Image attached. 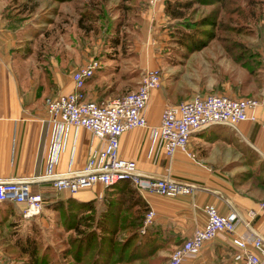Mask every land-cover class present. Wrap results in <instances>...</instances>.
Returning a JSON list of instances; mask_svg holds the SVG:
<instances>
[{
	"label": "crops",
	"instance_id": "obj_1",
	"mask_svg": "<svg viewBox=\"0 0 264 264\" xmlns=\"http://www.w3.org/2000/svg\"><path fill=\"white\" fill-rule=\"evenodd\" d=\"M165 1L139 0L141 4H133L130 12L137 9L141 17V29L151 30L157 26L158 30L163 27L166 30L168 24L176 20L165 11ZM8 4L10 0H0V180H29L31 190L41 193L47 204L63 196H72L82 201L103 202L106 207L107 198L117 194L111 185L95 183L75 193L52 188L49 168L53 172L64 173L82 167L90 151L103 145V139L83 126L59 124L51 120L45 111L44 98L74 90L73 70L91 57L99 56L100 66L85 80L83 92L86 99L96 101L115 98L137 88L141 71L155 67L161 70V60L157 57L151 61L153 53L149 44L133 40V44L128 45L138 54L139 72L131 75L128 65L131 59H127L129 53L121 48L123 40L116 39L101 49L100 44H91L85 46L87 52L83 53L84 48L80 44L70 57L51 55L41 61L34 49L36 32L20 36L16 32L19 28L14 25L17 21L5 16ZM51 4V0L48 1L49 7ZM25 6L27 8L24 10H28V2ZM78 7L82 9L83 3ZM21 29L25 30L23 25ZM216 43L221 45L218 39L213 38L200 49L189 52L182 48L175 51L190 59H197L196 56L200 54L205 56L208 53L210 56L214 52L227 54L222 45L216 48ZM260 53L262 66L258 72L259 81L253 79L254 90L247 92L260 99L257 120L239 121L235 126L214 123L193 131L187 150H177L168 157L155 137L153 128L160 123L163 107L187 99L189 90L181 92L178 85H167L161 81L149 93L145 111L148 125L134 127L119 136L120 153L134 158L140 171L159 176L169 174L193 186L191 193L174 196L136 190L144 210L151 207L157 213L144 233L148 240L161 246L156 252L163 255L160 264L165 263L173 248L191 235L195 227L204 223L202 206L208 202L214 203L220 213L236 210L244 220L250 218L247 214L250 208L256 209L257 214L251 220L250 228L264 237V207L260 206L264 200V190L244 182L241 176L264 161V129L261 127V123H264V53ZM40 61L42 63L39 65ZM218 84L217 91L199 90L195 93L224 92L235 96L236 91L230 80L219 81ZM171 90L180 96L168 95L167 92ZM21 207V204L10 201L0 202L2 260L9 258L10 249H16V237L21 234L27 236L32 222L44 219L40 214L24 217ZM236 229L244 232L246 227L241 223ZM235 251L236 246L231 237L219 233L207 240L199 253L186 259L183 264H233Z\"/></svg>",
	"mask_w": 264,
	"mask_h": 264
},
{
	"label": "built area",
	"instance_id": "obj_2",
	"mask_svg": "<svg viewBox=\"0 0 264 264\" xmlns=\"http://www.w3.org/2000/svg\"><path fill=\"white\" fill-rule=\"evenodd\" d=\"M99 66L98 58H89L72 72L74 90L45 98V111L51 120L59 124L83 126L103 139V145L90 151L82 167L64 173H56L49 168L52 188L75 193L95 183L109 186L127 180L136 189L163 195L191 193L192 184L169 174L159 176L142 172L134 158L123 156L119 151L121 133L148 125L145 111L150 90L161 83L160 68L144 71L137 88L115 98L101 101L86 99L83 92L85 80ZM259 105L260 99L255 96L239 97L224 92L195 93L188 99L166 104L153 133L165 154L171 157L177 150H187L193 131L214 123L235 126L239 121L257 120ZM261 127L264 129V123H261ZM4 201L21 204L24 217L38 214L44 205L43 195L33 192L30 181L26 179L0 180V202ZM260 206L264 207V201L260 202ZM202 209L205 213L204 223L195 227L191 235L173 248L164 264H183L186 259L195 257L203 244L219 233L229 235L236 246L233 264H264V237L250 228L251 220L257 214L256 209L250 208L247 211L250 218L245 220L233 209L220 213L211 202L205 203ZM156 214L151 207L146 210L138 227L139 232H145ZM241 223L246 227L244 232L236 229Z\"/></svg>",
	"mask_w": 264,
	"mask_h": 264
},
{
	"label": "rangeland",
	"instance_id": "obj_3",
	"mask_svg": "<svg viewBox=\"0 0 264 264\" xmlns=\"http://www.w3.org/2000/svg\"><path fill=\"white\" fill-rule=\"evenodd\" d=\"M23 1L26 0H14L13 2L10 0L12 6L7 9L6 14L9 17V14H13L10 20L17 21V24L14 25L19 28L16 32L20 36H23L24 33L32 34L36 32L34 49L36 50V56H39L41 61L45 56L48 58L51 55L70 57L74 55L80 44L83 45V53H85L87 52L85 46L100 44L99 49H101L111 40L117 39L119 41L121 39L123 40L121 48L124 49V52L129 53L127 59H131L128 60L129 72L134 75V73L139 72L137 68L138 54L136 55V51L132 50L133 47L128 44H133V40H137L149 44V48L152 49L153 53L151 61L157 57L161 60V81H164L167 85L170 83L178 85L181 92L188 89L187 99L199 90L217 91L216 86L220 85L218 84L219 81L224 80V73L231 77L233 86L236 82H242V85L238 84V87L233 88L236 91V94L233 93L235 96H253L247 94L249 90H254L253 79L249 78L244 68L233 63L227 54L214 52L210 56H208V53L205 56L200 54L196 56L197 59H190V57L181 56L178 51H175L182 48L186 49L185 46H180V44H183L182 41L180 40V42L175 37L179 39L188 37L187 30H190L196 36L204 34L199 28L202 27L199 24V19L209 14L211 18L217 20L216 25L211 26L212 32H208L210 36L247 39L264 53V0H251L250 3L252 4L247 5L245 8L246 14L244 11V16L237 20L239 22L237 32L224 30L222 28L225 27L224 23L223 26H220L219 21L222 19V13H217V11L213 13L214 5L202 6L195 4V10H192L193 6L185 10L182 18L168 24L166 30L164 27L158 30L157 26L151 30H146L141 29V17L137 9H132L131 12L129 10L127 14L125 13L123 19L121 10L116 11L114 8V3L117 0H105L102 8L98 12H94L97 14H90L89 17L81 15L83 10L87 11L85 7H82V9L78 7L85 0H66L64 2L51 0V7L48 6L50 0H27L29 9L17 11ZM24 3L26 4V2ZM25 4L23 7H26ZM118 21H121V23L118 24ZM230 24L233 25L234 23ZM22 25L25 30L21 29ZM128 41H131V43ZM216 45L217 47H213L221 48L219 43H216ZM116 53H119V51L116 50ZM96 58L99 59L100 57L97 56ZM41 61L39 65L42 63ZM219 68L223 72H220ZM143 73L144 71H141L139 82ZM131 79L134 78L131 76ZM228 80V78L225 79V81ZM132 83H134V80H132ZM167 93L168 95L180 96L172 90ZM228 94L231 95V93ZM241 176L244 182L264 190V161L260 162L258 167L250 168L247 173ZM68 197L63 196V198H60L64 201L62 207L58 209L54 208L52 202L47 204L44 201L43 208L38 213L44 219L32 222L27 236L25 234L19 235L15 238L14 243H18V240L33 238L39 255L45 253L50 256L54 253L58 259L60 257L61 263L64 264L62 249L67 247V239L86 235L90 231L94 233L95 237L101 236L102 239L109 236L108 232L111 231L112 222L115 221L113 214L116 212L112 206L109 210H106L107 207L103 206V202L88 200V203L82 205L81 208H77L75 203L66 202ZM116 197L117 194H113L112 197L107 198V201L109 200L114 204ZM118 214L120 215L116 219V223L121 225L117 220H122L123 213ZM113 234L118 238H125L128 231L120 228L118 232ZM102 243H104L103 240ZM9 255V258L6 257L5 260L0 259V264H25L24 258L27 255L21 253L18 255L14 248L10 249ZM10 260H12L11 263ZM150 264H158V262L152 261Z\"/></svg>",
	"mask_w": 264,
	"mask_h": 264
},
{
	"label": "trees",
	"instance_id": "obj_4",
	"mask_svg": "<svg viewBox=\"0 0 264 264\" xmlns=\"http://www.w3.org/2000/svg\"><path fill=\"white\" fill-rule=\"evenodd\" d=\"M14 0H12L13 2ZM66 1V0H58ZM124 1H129V3H124ZM12 2L6 6V11L9 7L12 6ZM23 1L21 6L17 11L24 10L25 4ZM105 0H85L83 7L85 10L81 12L82 16L94 15L102 8V4ZM251 0H166L165 1V11L176 20L181 19L183 13L188 8L192 7V10H195V4L197 5H214L213 13L215 11L222 13V19H220V26L224 30L238 31L237 20L241 19L244 16V11L246 14L245 8L247 5H251ZM134 3L141 4L139 0H117L114 3V8L116 11L121 10L123 19L125 13L127 14L129 10L134 6ZM84 9V8H83ZM216 14V13H215ZM243 14V15H242ZM10 17H13V14H9ZM5 16L8 19H11L5 12ZM81 16V17H82ZM95 17V16H94ZM22 18V17H21ZM201 32L204 33L201 36L194 35L190 30H187L188 37H182L181 39L175 37L177 40H181L186 49L190 52L194 49H200L208 40L216 38L220 41L222 47L225 49L227 55L230 59L237 65L244 67L249 75V78L259 81L258 72L262 66V54L256 46L251 44L247 39L237 38V37H214L210 36L212 32L211 26H215L217 20L211 18L209 14L202 16L200 19ZM121 21H118V24ZM230 23H234L231 25ZM228 24V26H226ZM206 35V36H205ZM209 35V36H207ZM180 41V42H181ZM221 72L222 69L219 68ZM223 72V71H222ZM224 80L228 78L232 83L231 77L224 73ZM223 81V80H221ZM242 85V82L234 83L233 87H238L237 85ZM116 189L117 197L114 204L111 201L106 202V210L112 206L116 211L113 214L115 221L112 223L111 231L108 232L109 236L105 239H102L101 236L95 237L94 233L90 231L86 235L76 236L74 238H69L66 241L67 247L62 249V256L64 258V264H150L152 261H157L158 264L163 259V255L157 254L159 245L156 242H151L146 237L145 233H141L138 230L139 225L142 222L143 216L147 209L144 210V205L141 200V197L138 195L137 189L134 188L127 180H120L117 183L111 185ZM125 193V194H124ZM64 199H57L51 204L54 208L58 209L62 207ZM68 203H75L77 208H81L82 205L88 203L87 201L78 200L72 196H69L66 199ZM144 210V212H142ZM123 213L122 220L116 219L120 214ZM120 228L127 230L128 234L125 235V238H118L114 236L113 233L118 232ZM112 233V234H111ZM102 240L104 243H102ZM16 246V253L19 255H27L25 264H62L60 257L47 255L41 253L39 255L36 242L32 239H24L18 243H14ZM54 257V259H52ZM69 258V261H68Z\"/></svg>",
	"mask_w": 264,
	"mask_h": 264
}]
</instances>
